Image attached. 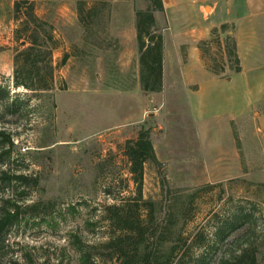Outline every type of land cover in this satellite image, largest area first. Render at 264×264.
Masks as SVG:
<instances>
[{
	"label": "rangeland",
	"instance_id": "obj_1",
	"mask_svg": "<svg viewBox=\"0 0 264 264\" xmlns=\"http://www.w3.org/2000/svg\"><path fill=\"white\" fill-rule=\"evenodd\" d=\"M34 1L38 16L54 26L60 42L53 58L57 88L32 97L17 91L19 115L0 105V132L6 134L3 140L0 135V217L19 213L0 239V264H86L83 249L90 264H122V248L138 262L144 248L154 259L157 236L176 239L178 229L170 220L181 212V264L201 256L207 264H221L249 245L259 249L264 264V183L234 175L207 182L201 150L188 131L196 117L187 96L170 92L169 84L167 93L142 90L137 13L155 12L157 2L82 0V22L79 0ZM207 1L163 0L164 12H155L156 33L163 35L172 59L180 40L186 59L190 45L184 38H190L199 41L211 74L230 75L235 65L227 38L233 40V28L213 29L203 37ZM1 5L0 81L12 88L3 73L14 56V0H1ZM174 23L177 29L171 28ZM142 133L160 163H145L140 198L127 153ZM123 219L139 226L144 247H137L136 231L121 225ZM232 224L238 230L230 233Z\"/></svg>",
	"mask_w": 264,
	"mask_h": 264
},
{
	"label": "crops",
	"instance_id": "obj_2",
	"mask_svg": "<svg viewBox=\"0 0 264 264\" xmlns=\"http://www.w3.org/2000/svg\"><path fill=\"white\" fill-rule=\"evenodd\" d=\"M206 4L210 12L204 19L207 32L203 37L207 39L213 29L232 26L241 72L230 70L233 76L227 71L220 76L211 74L196 46L199 41L185 37L184 44L190 45L186 59L181 40L173 59L165 44L162 93L168 92L169 84L170 92L187 96L196 118L190 130L185 127L201 150L199 163L207 182H222L234 175L264 183V0H208ZM3 11L0 0V20ZM170 14L177 15L175 8ZM177 27L176 23L171 26ZM3 74L13 82L14 56ZM186 148L192 149L187 144Z\"/></svg>",
	"mask_w": 264,
	"mask_h": 264
},
{
	"label": "trees",
	"instance_id": "obj_3",
	"mask_svg": "<svg viewBox=\"0 0 264 264\" xmlns=\"http://www.w3.org/2000/svg\"><path fill=\"white\" fill-rule=\"evenodd\" d=\"M80 19L82 22L83 14L81 10L85 6V2L79 0ZM153 1V0H152ZM157 2L155 12H164L165 6L163 0H154ZM154 11H141L137 13V35L140 49V81L142 90L146 93H161L164 90V37L162 34L156 33V18ZM14 21L16 29L14 31V77L13 87L7 85L6 82L0 81V105H3L6 112L11 115H19L22 110L20 104L21 94L17 91L23 89L27 95L38 96L52 93L57 88V71L58 67L54 65V52L60 48V42L55 35L54 26L40 18L37 14L36 2L34 0H15L14 4ZM228 26L222 27V32H227ZM227 38L228 54L234 59L232 64L236 73L241 72V62L237 52V44L235 38ZM219 74L218 76L222 75ZM0 78H4L0 75ZM13 91L15 93L13 94ZM31 100V98L29 99ZM11 102V103H10ZM2 140L6 138L4 131L0 132ZM10 147L14 146L9 140ZM6 147V146H5ZM9 147V146H8ZM5 149V148H4ZM131 162V172L137 176V185L139 196L142 197V187L144 182V165L147 161L152 160L159 164L157 154L146 133L139 136L134 146H130L127 153ZM17 181L24 180L23 176H16ZM153 206L152 203L147 204ZM157 213V211H156ZM151 215H154L152 212ZM19 213L6 212L0 217V239L7 230L13 226L18 219ZM176 220V221H175ZM175 220L171 217V223L176 227V239L159 235L156 238L158 248L156 250V258H152L146 249L141 253L139 262L135 258L127 257L124 249H120L122 264H181L183 256L177 251L179 241L182 237L181 222L184 221V212L175 215ZM121 225L125 228L135 230L134 235L137 237V247L145 246L143 240L144 233L139 231V226L127 219ZM157 221V214H156ZM120 225V222H118ZM230 233L238 230L234 224L229 228ZM223 235L228 237L227 233H217V236ZM82 260L86 264L91 263V257L88 256L85 249L82 250ZM11 264H19L12 262ZM191 264H207L203 256L198 257ZM221 264H260V251L252 245L240 246V250L235 254H230L223 258Z\"/></svg>",
	"mask_w": 264,
	"mask_h": 264
}]
</instances>
